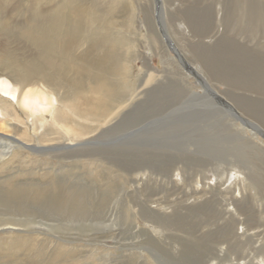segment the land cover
<instances>
[{
    "label": "rangeland",
    "instance_id": "rangeland-1",
    "mask_svg": "<svg viewBox=\"0 0 264 264\" xmlns=\"http://www.w3.org/2000/svg\"><path fill=\"white\" fill-rule=\"evenodd\" d=\"M7 1L0 0V14L11 24L27 16L20 18L16 14L42 3L28 0L18 6ZM44 1V9H52L58 2ZM185 1L196 3L204 17L203 26L218 24L221 15L227 17L232 12L230 6L219 5L224 0H207V14H203V1ZM165 2L133 0L126 3L129 14L135 12L129 23L122 24L129 15H119L117 23L112 18L106 24L102 22L100 31L117 39L121 47L118 52L123 50L127 58L121 77L129 86L128 92L117 91L105 97L103 101L111 103L112 108L104 103L100 111L99 130L108 119L120 115L117 126L70 158L17 153L0 169L2 174L30 179L44 188L57 182L64 191L67 184L74 185L90 209L86 212L91 219L88 227L55 229L60 220H46L44 231L35 234H0V264H264V152L256 153L240 129L250 132L253 142L263 149L264 136L256 127L251 132L235 115V110L252 112V118L241 116L264 132V16L259 13L264 0H255L260 7L255 9L258 19L252 25L254 34L248 40L239 39L251 50L250 64L233 48V29L243 30V21L237 25L230 17L222 21L224 33L218 39L217 52L211 55L213 61L197 56L206 78L216 77L217 69L223 67L241 78L242 83L251 81L242 89L230 87L238 94L231 89L226 94L215 92L208 78L191 73L194 58L188 57L191 62L177 58L175 49L182 50L174 30L168 26ZM66 5L65 1L59 10L64 8L62 14H67V23L71 24L68 18L78 14L72 9L76 4L71 2L65 8ZM14 8L18 12L10 13ZM77 8L83 12L84 7ZM217 9H222L221 14ZM146 29L151 39L146 37ZM80 35L81 30L75 34L77 38ZM17 40L18 48H33L23 34ZM72 45L67 51L79 55V49ZM164 51L171 62L161 56ZM140 57L149 61L151 68H144ZM163 58L168 64H163ZM258 63L262 66L255 76L253 64L259 66ZM247 67L250 72L245 73ZM63 69L65 82L77 88L74 93L82 99L80 105L87 99L92 103L96 94L91 68L71 63ZM180 71L210 99L212 107L186 100L189 88ZM38 80L47 83L45 79ZM218 87L225 90L222 85ZM215 108L224 113H217ZM231 121L239 127L231 126ZM88 125L92 135L96 125L92 121ZM250 150L255 157H251ZM141 159L151 161V169L145 170L144 176L130 173L125 163Z\"/></svg>",
    "mask_w": 264,
    "mask_h": 264
},
{
    "label": "bare ground",
    "instance_id": "bare-ground-1",
    "mask_svg": "<svg viewBox=\"0 0 264 264\" xmlns=\"http://www.w3.org/2000/svg\"><path fill=\"white\" fill-rule=\"evenodd\" d=\"M11 1H14L13 4L18 6L23 2H28V0ZM65 1L67 2L65 8L70 7L71 2L76 4L72 9H75L78 14L73 17L69 16L68 20H72L71 24L67 23V14H62L64 8L59 10L64 7ZM132 1L58 0L52 9H50L51 6H46L44 9L47 3L42 0L41 5L36 4L41 7L40 9L36 5L34 8L26 7L24 12L16 15H19L20 18L25 14L27 16L19 20L18 23L12 21V24L2 18L0 14V169L9 164L17 153L51 155L58 159L70 158L71 155H76L80 150H84V147L90 146L100 136L117 126L116 122L118 117H121L120 115H117L115 121L108 119L105 127L99 130V122L102 121L100 111L102 105L107 103L103 101L105 97H112L117 91L128 92L129 86L124 83L121 77L124 74L127 58L123 50L118 52V49L121 48L116 44L118 40L111 39L107 33L104 34L100 30L102 22L106 24L107 19L112 18V22L117 23L119 15L123 17L129 15L122 24L129 23V17L131 14L133 16L135 12L132 11L133 13L129 14L126 3L130 4ZM200 1H203V14H207L209 7L206 3L207 0ZM165 3L168 26L174 30L182 50L175 49V54L178 59H188L191 62L188 57H192L196 60L193 62V68L190 66L192 74L202 73L200 68L203 64L197 60V56L201 57L203 61L205 59L213 61L211 55L218 50V39H221L224 33L223 27H225L222 21L223 19L227 20V17H230L237 25L238 21H243V30H237V27L233 29L236 34L233 48L234 52L246 61V64L251 62L252 53L248 44L244 47L239 39L246 38L248 40L254 34L252 25L258 19L255 9L260 7L255 5V0H224L219 5L230 6L232 12L227 17L224 14L221 17L219 15L220 23L217 21L218 24L211 26L208 23L202 25L204 17L202 14L200 15L195 2L193 4L185 0H166ZM77 7H84L82 8L83 12H80ZM239 8L242 10L239 11ZM15 9L18 8L11 9L10 13H17L18 10ZM217 10L218 14H221L222 9ZM150 11L152 12L151 8ZM259 13L264 16V6L260 7ZM229 28L230 26H227L226 30ZM80 30L81 35L77 38L75 34ZM66 32H69V36H66ZM145 33L148 39L152 38L149 29H146ZM22 34L34 49L25 51V46L17 47V38ZM70 44H74L72 46L75 50H82L83 54L78 50L79 55L73 56L71 51H67ZM152 46L153 42L150 41L149 47L153 49ZM173 48L172 45V50ZM161 56L171 62L166 51ZM166 59L163 58L164 65L168 64ZM140 60L144 63V68H151L149 61L148 63L144 62L141 57ZM68 63L91 68L94 75L91 76V83L94 85V94H96L92 103L88 102V99L83 100L86 103L81 106L82 99L76 98V93H74L77 88L71 83L65 82L63 73L65 69L63 68L65 65H69ZM258 64L259 66H256L257 64H253L255 67L252 66L255 76H258L261 70L262 65ZM111 66L115 70L112 71ZM176 69L178 68L176 67ZM99 72L103 74L97 76L99 74L96 73ZM246 72H250V68H245ZM180 74L189 88L186 100L202 103V107L207 105L212 107L213 103L208 101L210 99L206 98L202 91H197L194 88V82L188 80V76L183 72L180 71ZM216 74V77H207L208 79L204 74L201 75L210 81V87L219 93H225L227 89L234 90L230 88L233 85L242 89L249 86L251 82L242 83L241 78L223 67L217 69ZM38 78L45 79L48 84L39 81ZM219 85H222L225 90H220ZM169 90L173 91L171 88ZM100 99L102 102L99 101ZM107 104L112 108L111 103ZM215 110L217 113H224L218 108ZM244 110L241 111L242 113L235 110L237 119L242 120L245 127L251 132L256 127L258 132L264 136L261 128L252 122L249 123L241 116L243 114L252 118V112ZM122 112L119 111L118 114H122ZM91 121L96 125L92 127V129H96L92 135L91 125H88ZM230 124L238 126L234 121H231ZM240 130L246 134L244 138L248 143L251 141V147L256 153H258L257 150L264 152L263 148L253 142V137L249 136L250 132L244 129ZM250 154L251 157L256 156L252 151ZM141 160L129 161V163L127 161L125 166L130 173L144 176L145 170L151 169L152 162ZM10 174L0 173V234H12L13 232L35 234L40 230L44 231L42 226L45 225L46 220H60L54 226L55 229L85 230L88 227L91 219L86 215V212H89L90 209L85 196L82 192L77 194L74 190L77 188L74 185L67 184L64 191H62L61 184L57 182L52 187L44 188L40 187V183L35 185L30 179L10 177ZM82 191L87 192L84 189Z\"/></svg>",
    "mask_w": 264,
    "mask_h": 264
}]
</instances>
